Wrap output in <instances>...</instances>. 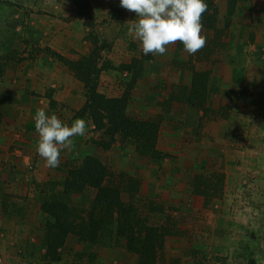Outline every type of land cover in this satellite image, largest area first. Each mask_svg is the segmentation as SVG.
<instances>
[{
	"label": "rangeland",
	"instance_id": "374dc122",
	"mask_svg": "<svg viewBox=\"0 0 264 264\" xmlns=\"http://www.w3.org/2000/svg\"><path fill=\"white\" fill-rule=\"evenodd\" d=\"M206 2L213 26L201 21V50L188 55L176 42L146 56L129 31L136 14L119 0H0V264H139L124 240L107 238L110 223L93 240L66 232V222L81 231L89 220L93 192L64 196L68 215L46 223L37 190L51 194L48 180L86 155L159 227L155 264H264V0ZM85 58L101 93L158 125L147 141L156 155L106 122L72 67ZM193 65L209 71L204 104L176 100L191 93ZM40 108L87 122L55 169L36 152Z\"/></svg>",
	"mask_w": 264,
	"mask_h": 264
},
{
	"label": "trees",
	"instance_id": "16d2710c",
	"mask_svg": "<svg viewBox=\"0 0 264 264\" xmlns=\"http://www.w3.org/2000/svg\"><path fill=\"white\" fill-rule=\"evenodd\" d=\"M210 17L202 15L201 21L206 24V27L211 28L213 24H209ZM85 58L82 61L72 64L75 69V74L84 80L89 86L91 98L99 101L98 106L105 111L106 122L113 128L123 132V135L131 137L136 141V147L145 155H156L158 149L155 143H148L150 136L156 138L158 125H154L150 120H143L139 117H133L127 114V100L123 97L107 96L101 93L97 88V83L92 81L91 69L85 68ZM131 65V64H129ZM193 81L191 93H187L185 88L179 94H176V100L188 101V99H196L198 103H205L208 98L209 91V71L206 69L196 68L191 66ZM194 92V94H193ZM193 94V95H192ZM98 125H104V122H99ZM151 138V137H150ZM67 176L62 180H48V183L53 187L51 194H44L41 189L37 190V195L42 197L43 202L41 208L45 212H49L51 218H47L46 223L49 225L55 222L61 223V218L65 216V212L70 206L66 205L64 196H72L83 194L85 192H93L94 197L86 209L88 210V221H82L77 224L81 231L73 227L72 222H66L69 227V234H81L82 240L96 239L97 235L104 230V226L110 223L111 228L106 232L109 240L116 241L122 239L126 242L130 251L138 255L139 264H155L156 247L160 240L162 245V233L158 226L149 224L138 211V208L126 201L123 197L125 192L132 193L129 188L117 184H109L106 182V167L101 160L95 155H86L78 166L66 170ZM134 181H129L128 184H133ZM40 186V185H38ZM59 187L58 191L57 188ZM129 186V185H128ZM132 186V185H131ZM57 192V193H56ZM131 197L134 194L130 195ZM49 199V201L47 200ZM109 215L107 218L102 213ZM68 212L66 213V216ZM50 229L46 231V234ZM85 233L87 235L85 236ZM90 238V239H88Z\"/></svg>",
	"mask_w": 264,
	"mask_h": 264
},
{
	"label": "clouds",
	"instance_id": "9594fccd",
	"mask_svg": "<svg viewBox=\"0 0 264 264\" xmlns=\"http://www.w3.org/2000/svg\"><path fill=\"white\" fill-rule=\"evenodd\" d=\"M119 3L136 14L129 31L140 41L146 56L164 55L168 46L176 42L182 43L188 55H194L206 44L201 23L208 7L206 0H119ZM33 119L38 135L36 152L51 169L59 167L61 153L71 146L72 138L87 133L83 118L69 124L40 108Z\"/></svg>",
	"mask_w": 264,
	"mask_h": 264
},
{
	"label": "crops",
	"instance_id": "0c3cea01",
	"mask_svg": "<svg viewBox=\"0 0 264 264\" xmlns=\"http://www.w3.org/2000/svg\"><path fill=\"white\" fill-rule=\"evenodd\" d=\"M7 135H8V134H7ZM17 139H18V138L16 137V139H15L16 141H21V142H23V140H17ZM15 140L12 142V144L16 142ZM23 143H24V142H23ZM17 150H18L17 152L20 153V154H26V152H24L25 150H23V149H19V148H18Z\"/></svg>",
	"mask_w": 264,
	"mask_h": 264
}]
</instances>
